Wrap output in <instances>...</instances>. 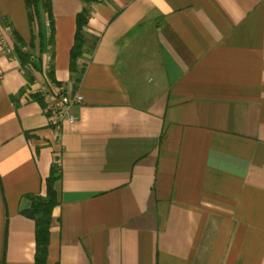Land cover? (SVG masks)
<instances>
[{"label":"crops","instance_id":"crops-1","mask_svg":"<svg viewBox=\"0 0 264 264\" xmlns=\"http://www.w3.org/2000/svg\"><path fill=\"white\" fill-rule=\"evenodd\" d=\"M41 87L81 102L54 126ZM52 164L45 264H264V0H0V264Z\"/></svg>","mask_w":264,"mask_h":264},{"label":"trees","instance_id":"trees-1","mask_svg":"<svg viewBox=\"0 0 264 264\" xmlns=\"http://www.w3.org/2000/svg\"><path fill=\"white\" fill-rule=\"evenodd\" d=\"M87 2H96L98 0H86ZM26 9L28 14V19L30 23L33 22L35 18L36 21L39 20L40 12H46L48 14L49 0H25ZM86 11L82 10L77 14L75 19L76 29L74 44L70 50V60L71 66L74 60L80 56V49L84 44L83 28L86 26L87 15ZM50 21L49 15L47 17ZM14 48L15 53L19 59L20 69L25 72H33L36 69V65L33 62L34 56L30 52H21L20 44L15 43ZM32 57V59H31ZM35 62L39 61V58L35 59ZM32 78L27 77V84L30 85ZM31 100L37 101L43 109L45 108V103L43 98L37 92L30 95ZM58 179L56 164H52L50 168V173L45 181V194L41 196H32L30 198L29 207L22 213L25 217L34 222V239H35V254H34V264H45L47 246H48V235H49V224L51 220V211L57 205L56 194L53 189V183Z\"/></svg>","mask_w":264,"mask_h":264},{"label":"built area","instance_id":"built-area-1","mask_svg":"<svg viewBox=\"0 0 264 264\" xmlns=\"http://www.w3.org/2000/svg\"><path fill=\"white\" fill-rule=\"evenodd\" d=\"M48 25V22H46ZM8 30V28H6ZM3 50L6 54L10 53V48L7 46L3 47ZM43 98L45 103V112L48 113L50 117L51 124L58 126L64 119L65 114L72 105L79 104L81 102L80 96H75L73 98H68L63 92L62 88H52V91L49 93L45 88H39L36 91ZM72 120L71 117L68 118Z\"/></svg>","mask_w":264,"mask_h":264}]
</instances>
